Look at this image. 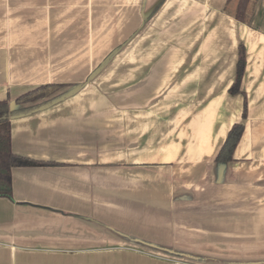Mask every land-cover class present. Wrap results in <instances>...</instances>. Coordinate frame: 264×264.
<instances>
[{
	"label": "crops",
	"instance_id": "1",
	"mask_svg": "<svg viewBox=\"0 0 264 264\" xmlns=\"http://www.w3.org/2000/svg\"><path fill=\"white\" fill-rule=\"evenodd\" d=\"M233 1L0 0V100L84 83L10 121L12 151L36 163L0 197V264H264V0L245 1L248 22ZM240 43L244 119L228 91Z\"/></svg>",
	"mask_w": 264,
	"mask_h": 264
},
{
	"label": "trees",
	"instance_id": "2",
	"mask_svg": "<svg viewBox=\"0 0 264 264\" xmlns=\"http://www.w3.org/2000/svg\"><path fill=\"white\" fill-rule=\"evenodd\" d=\"M247 0L240 2L236 8V18L241 21L248 22L249 18H245L243 14L246 9ZM252 3H255L253 0ZM116 47L108 54L106 59H110L122 47ZM246 63L245 48L240 43L238 45V58L236 62L235 77L230 85L228 91L230 94L243 95L242 119L247 115V101L245 94L240 88L244 67ZM84 83L76 84L73 88L59 93L51 98L53 94L65 86L63 83H45L41 84L31 90H28L15 98L16 108H11L8 99L0 100V197L12 198V184H11V170L16 166H24L36 163L26 157L18 155L12 151L11 147V117L14 115L24 114L33 108H41L69 96L70 94L79 90ZM51 98V99H48ZM43 100V101H42ZM38 101H42L37 103ZM244 130L242 121L233 123L229 128L225 140L223 141L220 149L218 150L215 163L226 164L233 160L234 149L239 142Z\"/></svg>",
	"mask_w": 264,
	"mask_h": 264
},
{
	"label": "water",
	"instance_id": "3",
	"mask_svg": "<svg viewBox=\"0 0 264 264\" xmlns=\"http://www.w3.org/2000/svg\"><path fill=\"white\" fill-rule=\"evenodd\" d=\"M106 57L100 63V65L94 71H92V73L89 75V78H88L89 80H91L92 78H94L104 68V66H106L107 63L110 61L111 58L110 59H106ZM26 113H24V114H26ZM20 115H23V114H20ZM20 115H14V116L11 117V119L14 118V117L20 116ZM117 234L122 239L130 242L133 245H137V246L145 247V248H148V249H151V250L159 251V252H162L163 254H166L168 256L181 257V258H186V259H191V260H197V261H201V260L204 259L203 257L197 256V255H193V254L188 253V252H185V251H181V250H178V249H174V248L162 246V245H159V244H156V243H153V242H150V241H146V240H143V239H140V238L131 237L129 235H125V234L118 233V232H117Z\"/></svg>",
	"mask_w": 264,
	"mask_h": 264
},
{
	"label": "rangeland",
	"instance_id": "4",
	"mask_svg": "<svg viewBox=\"0 0 264 264\" xmlns=\"http://www.w3.org/2000/svg\"><path fill=\"white\" fill-rule=\"evenodd\" d=\"M236 1L237 0H234L233 2H232V4L230 5V7L229 8H232V9H234L236 6H235V4H236ZM234 11V10H233ZM101 50H103V49H101ZM110 50V49H109ZM108 50V51H109ZM108 51H103L102 52V54L99 56V58H100V60H102V58L106 55V53L108 52ZM96 53V52H95ZM117 57H124V52L122 51L119 55H117ZM99 61V59L97 58L96 60H95V62L97 63ZM117 63V62H116ZM98 65H95V67H97ZM105 67V66H104ZM110 73H112V74H118L119 75V78H123V73H124V67L123 66H117V68H112V70L110 71ZM107 79L108 78H106V80H105V83H107L108 81H107ZM121 80V79H120ZM119 80V82L118 83H121V81ZM57 93H59V92H57Z\"/></svg>",
	"mask_w": 264,
	"mask_h": 264
}]
</instances>
